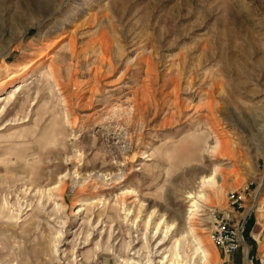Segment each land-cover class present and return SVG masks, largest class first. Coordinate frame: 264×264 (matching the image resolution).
<instances>
[{
    "label": "rangeland",
    "instance_id": "rangeland-1",
    "mask_svg": "<svg viewBox=\"0 0 264 264\" xmlns=\"http://www.w3.org/2000/svg\"><path fill=\"white\" fill-rule=\"evenodd\" d=\"M246 186L264 257V0H0V264H125L164 220L160 264L189 194L204 229Z\"/></svg>",
    "mask_w": 264,
    "mask_h": 264
},
{
    "label": "bare ground",
    "instance_id": "bare-ground-1",
    "mask_svg": "<svg viewBox=\"0 0 264 264\" xmlns=\"http://www.w3.org/2000/svg\"><path fill=\"white\" fill-rule=\"evenodd\" d=\"M213 177L214 175L210 176L208 179L203 178L202 187L206 188V187L215 186L213 182ZM216 186H217V183H216ZM205 194L203 195V194H196V193L193 194L192 193L188 195L187 199H189L192 202L190 204V209L188 210V214H187V225H186L187 227L181 232L180 236L174 241L173 253L171 254L172 258H170L169 256H166L160 262V264H217L218 263L219 261L218 256L217 255L215 256L211 252V250L208 248L207 244L205 243V241L203 240L201 236V234H204L203 231H207L208 228L202 229L201 227L203 225L200 222L199 223L201 224V226L198 227L196 225L198 224V220H201L200 218L203 217L202 212H203L204 206H208V204H206L208 201L207 200L208 197L206 198ZM26 208L27 207L24 206V204H19L20 211H24ZM123 211H125V209H123ZM77 214L78 213H76L75 215ZM124 214L126 215V219H128L131 215V211H127ZM155 215H156V210L151 212L149 216V219L147 221L148 227L151 225ZM18 216L20 217L21 214H19ZM58 225L59 227H61L63 225V222H61ZM175 229H176L175 224L168 225L166 224L164 220H161V222L156 226V231L154 232V234H152L151 238L148 235L145 236V241H146L145 248L148 251V255L147 254L146 256L141 255L139 257L134 256L128 259L127 261H123V262L125 264H155L153 256L156 255L160 247L164 245L167 242V240H169L172 232ZM245 230H246V226H245ZM200 231H202V233ZM161 234H164V235H163V238L160 240V242L156 246H151L150 240L151 239L154 240L158 238V236ZM61 237H62V231L59 230L57 231V236L55 238L56 248H58L59 240ZM153 242H155V240ZM57 251L59 250L56 249L55 254H57Z\"/></svg>",
    "mask_w": 264,
    "mask_h": 264
},
{
    "label": "built area",
    "instance_id": "built-area-1",
    "mask_svg": "<svg viewBox=\"0 0 264 264\" xmlns=\"http://www.w3.org/2000/svg\"><path fill=\"white\" fill-rule=\"evenodd\" d=\"M248 190L249 186L230 190L226 208L210 207L205 211L210 240L223 257L221 264H229V259L236 254H243L244 264H264V257L252 252L244 236L249 215Z\"/></svg>",
    "mask_w": 264,
    "mask_h": 264
},
{
    "label": "trees",
    "instance_id": "trees-1",
    "mask_svg": "<svg viewBox=\"0 0 264 264\" xmlns=\"http://www.w3.org/2000/svg\"><path fill=\"white\" fill-rule=\"evenodd\" d=\"M251 229H252V225H251L250 222H248L247 225H246V230H245V234H244L245 239H246V241H247L248 243L250 242V240H251V241H254V240H252V237L250 236ZM252 247H253V248H252V252H255V250H256L255 245L252 244Z\"/></svg>",
    "mask_w": 264,
    "mask_h": 264
},
{
    "label": "crops",
    "instance_id": "crops-1",
    "mask_svg": "<svg viewBox=\"0 0 264 264\" xmlns=\"http://www.w3.org/2000/svg\"><path fill=\"white\" fill-rule=\"evenodd\" d=\"M217 251H218V253L220 254V252H219V250L217 249ZM220 256H221V261H220V263H218V264H221L222 262H223V257H222V255L220 254ZM230 261H229V264H234V262H233V256L229 259Z\"/></svg>",
    "mask_w": 264,
    "mask_h": 264
}]
</instances>
